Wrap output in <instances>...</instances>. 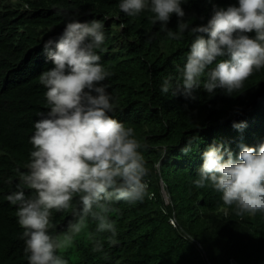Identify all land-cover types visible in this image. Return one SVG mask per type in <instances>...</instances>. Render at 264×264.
<instances>
[{
	"label": "trees",
	"instance_id": "1",
	"mask_svg": "<svg viewBox=\"0 0 264 264\" xmlns=\"http://www.w3.org/2000/svg\"><path fill=\"white\" fill-rule=\"evenodd\" d=\"M119 0H0V264H28L17 208L7 199L27 173L29 143L37 115L47 110L46 89L39 77L52 65L44 42L58 37L72 18L100 20L106 40L98 50L111 74L105 83L116 101L115 117L132 127L147 145L150 199L129 205L120 201L111 218L118 235L85 227L60 250L68 264H264V213L237 215L211 187L193 181L202 165V152L222 141L234 153L240 144L264 142V69L254 72L233 95L203 87L190 96L165 95L163 79L175 84L188 51L191 34L172 40L144 12L128 17ZM237 0H188L182 5L189 25L206 24L213 4ZM176 14L168 27L175 30ZM255 33H249L254 35ZM246 122L237 129L234 123ZM196 137L193 151L181 152L187 138ZM26 194L30 190L25 189ZM79 218L73 207L52 213V232L65 233ZM104 242L101 252L94 241Z\"/></svg>",
	"mask_w": 264,
	"mask_h": 264
},
{
	"label": "clouds",
	"instance_id": "2",
	"mask_svg": "<svg viewBox=\"0 0 264 264\" xmlns=\"http://www.w3.org/2000/svg\"><path fill=\"white\" fill-rule=\"evenodd\" d=\"M187 3L119 0L118 9L128 17L151 14L153 24L159 23L160 31L172 40L191 34L179 66L180 79L175 84L170 77L163 79V94L190 96L203 87L210 95L217 89L233 95L254 72L264 69V0L213 4L207 23L196 26L184 19L182 5ZM174 13L178 25L172 30L168 22ZM104 27L100 20L72 18L58 37H49L43 45L45 59L52 65L39 77L46 89L47 110L37 114L40 119L33 126L27 173L7 197L17 208L28 264H68L60 250L89 218L96 231L109 233L107 242L115 244L114 205L120 201L135 205L151 198L145 179L147 145L115 117L116 101L105 83L111 74L98 54L106 40ZM233 126L242 129L246 122ZM195 139L187 138L181 152L193 151ZM239 147L237 154L224 142L214 141L202 152L203 163L193 183L220 193L223 204L237 215L264 213V142ZM74 201L79 218L69 222L65 233L54 234L53 211L68 210ZM103 248V241H94L93 251Z\"/></svg>",
	"mask_w": 264,
	"mask_h": 264
}]
</instances>
